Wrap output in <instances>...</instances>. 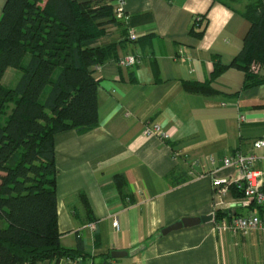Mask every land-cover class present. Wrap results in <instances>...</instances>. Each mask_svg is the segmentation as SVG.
Returning a JSON list of instances; mask_svg holds the SVG:
<instances>
[{"label":"crops","instance_id":"obj_1","mask_svg":"<svg viewBox=\"0 0 264 264\" xmlns=\"http://www.w3.org/2000/svg\"><path fill=\"white\" fill-rule=\"evenodd\" d=\"M6 1L0 0V18ZM257 1L264 2L111 1L121 24L107 27L100 43L117 44L116 56L91 69L98 84V126L84 134L60 132L53 139L63 247L74 249L79 237L85 262L92 264H264L259 231L229 235L215 228L217 211L231 216L259 211L231 187L220 193L212 185L213 178L236 176L221 169L222 159L254 153L264 189V148L252 149L264 138V83L245 88L244 72L227 68L210 84L214 94L183 86L208 82L216 61L228 66L239 54L250 27L245 12ZM196 17L204 18L201 37L191 34ZM126 55L140 63L119 67L117 59ZM10 70L15 69H7L1 82L15 77ZM258 77L264 79V68ZM154 124L168 138L143 135ZM208 215L213 218L207 224L162 234L182 219ZM112 251L128 255L108 259Z\"/></svg>","mask_w":264,"mask_h":264},{"label":"trees","instance_id":"obj_2","mask_svg":"<svg viewBox=\"0 0 264 264\" xmlns=\"http://www.w3.org/2000/svg\"><path fill=\"white\" fill-rule=\"evenodd\" d=\"M111 1L46 0L42 6L41 0H7L2 9L0 82L7 69L22 75L14 88L0 84V264L86 261L79 237L74 249L60 243L53 139L98 126L91 69L116 56L117 44L100 43L107 27L121 24ZM245 15L250 27L239 54L228 66L216 61L208 82H185L187 91L214 94L210 84L227 68L244 72L245 88L264 83L258 77L264 68V2L248 6ZM203 19L193 22L196 37L203 34ZM230 217L215 214L216 221Z\"/></svg>","mask_w":264,"mask_h":264},{"label":"built area","instance_id":"obj_3","mask_svg":"<svg viewBox=\"0 0 264 264\" xmlns=\"http://www.w3.org/2000/svg\"><path fill=\"white\" fill-rule=\"evenodd\" d=\"M119 9H117V15L121 16V1H117ZM116 12V11H115ZM201 17H196L194 22H198ZM130 40H136L134 35L130 36ZM117 65L122 68L132 67L140 63V59L134 55H126L118 58ZM242 118V117H240ZM145 136H156L161 139L168 138L167 134L162 128L157 125H147L143 130ZM264 148V138L256 140L252 143L253 150H259ZM258 157L254 153L242 154L236 152L222 159L221 169L234 170L236 172L235 177L220 179L213 178L212 185L214 188L220 190L219 192H225L229 187H235L238 192L242 194V197L247 205L254 206V209L260 208L262 214L250 212L247 216H232L230 219L223 218L216 221L215 228L219 233H227L229 235H248L254 231H259L264 238V189L260 187L261 173L256 170V163ZM112 226L118 227V223L115 217L112 220ZM55 264H75L68 259H62ZM82 264H92V262H83Z\"/></svg>","mask_w":264,"mask_h":264},{"label":"water","instance_id":"obj_4","mask_svg":"<svg viewBox=\"0 0 264 264\" xmlns=\"http://www.w3.org/2000/svg\"><path fill=\"white\" fill-rule=\"evenodd\" d=\"M212 218H213L212 215L203 216V217H199V218H185V219H182L179 224L173 225L172 227H170L168 229H165L162 232V234H165V233H167L170 230L177 229V228H180V227L187 228V227H193V226H196V225H199V224H207V223L212 221ZM127 255L128 254L126 252H120V251H112L110 253V257L112 259L124 258Z\"/></svg>","mask_w":264,"mask_h":264},{"label":"rangeland","instance_id":"obj_5","mask_svg":"<svg viewBox=\"0 0 264 264\" xmlns=\"http://www.w3.org/2000/svg\"><path fill=\"white\" fill-rule=\"evenodd\" d=\"M28 60H29V56H26L24 63H27ZM10 71L11 72L9 73H13L15 77H13L11 81L5 80L4 82H1L2 85L6 88H13L15 86L17 78L21 76V72L18 70H10Z\"/></svg>","mask_w":264,"mask_h":264}]
</instances>
